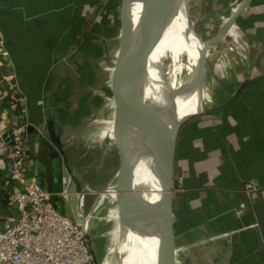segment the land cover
Listing matches in <instances>:
<instances>
[{
  "label": "crops",
  "instance_id": "obj_1",
  "mask_svg": "<svg viewBox=\"0 0 264 264\" xmlns=\"http://www.w3.org/2000/svg\"><path fill=\"white\" fill-rule=\"evenodd\" d=\"M71 1L0 0V133L26 129L30 176L52 195L58 211L90 230L87 192L68 156L69 133L75 128L71 118L85 108L84 99L77 101V96L84 85L92 84L93 70L110 44L118 60L123 0ZM69 10V25L75 27L71 41L57 43L49 58L26 59L24 54L49 51L45 30L32 28L40 12H49L50 22L60 24L67 22ZM99 29L113 36L97 34ZM218 45L210 69L207 59L206 85L211 89L218 83L213 104L229 100L245 80L264 76V0H252ZM1 166L0 158V175H7ZM66 178H71L72 187L64 199ZM174 179L176 264H264V81L249 87L223 114L199 117L183 127ZM248 186L258 191L257 204L248 197ZM0 210L7 218L19 216L9 212L17 209L9 207L4 190Z\"/></svg>",
  "mask_w": 264,
  "mask_h": 264
},
{
  "label": "water",
  "instance_id": "obj_2",
  "mask_svg": "<svg viewBox=\"0 0 264 264\" xmlns=\"http://www.w3.org/2000/svg\"><path fill=\"white\" fill-rule=\"evenodd\" d=\"M183 0H123L121 48L113 78V94L117 104L115 133L122 157L119 172V215L132 231L158 241L152 264H176L172 245L174 168L178 141L183 127L199 117L221 115L230 109L251 86L264 81V76L247 79L226 102L210 107L205 103L207 56L235 26L252 0H243L235 14L223 25L221 32L206 42L199 54L191 88L202 92L201 111L181 118L178 104L181 92L171 90L166 106L147 99L149 76L155 67L154 46L160 40L167 23L177 14ZM153 142V172L155 200H142L136 178V168L144 156L142 136ZM77 192L81 183L74 180ZM141 212V214H140ZM86 242L93 264H101L94 239L84 226Z\"/></svg>",
  "mask_w": 264,
  "mask_h": 264
},
{
  "label": "rangeland",
  "instance_id": "obj_3",
  "mask_svg": "<svg viewBox=\"0 0 264 264\" xmlns=\"http://www.w3.org/2000/svg\"><path fill=\"white\" fill-rule=\"evenodd\" d=\"M241 1L194 0L191 5V15L192 18L197 19V33L200 32L199 35L207 36L209 33L220 31L222 22L219 17L230 13ZM163 56L164 54H162V58ZM215 57L213 54L209 58L208 67L213 66ZM182 61L185 62V57ZM169 64L170 62L165 63L163 75L170 88L173 89L178 82V70L177 64L174 66L176 69H167ZM116 66V52L110 44L108 54L102 57V60L96 65L95 71L93 70L95 77L91 81L92 84L84 85L81 94L77 96V101L79 98L84 99V106L88 113L81 118L72 115V124L74 123L75 128L70 129V141L68 143L71 168L76 176L82 180L87 192L86 215H89V220L92 216L89 231L93 239H96L94 244L97 251L102 250L103 252L100 261H103L105 252H108L113 246L112 232L115 223L111 218L119 210V204L116 203L118 201L117 194L110 190L122 165V157L115 133L117 104L113 94V78ZM184 70L181 71V75L184 72L183 76L187 78ZM209 72L208 82L210 83L213 79V72L211 70ZM217 89L218 85L212 84V93H215ZM211 99L212 95H208V106L219 105V103H211ZM1 216H5L3 210H0Z\"/></svg>",
  "mask_w": 264,
  "mask_h": 264
},
{
  "label": "built area",
  "instance_id": "obj_4",
  "mask_svg": "<svg viewBox=\"0 0 264 264\" xmlns=\"http://www.w3.org/2000/svg\"><path fill=\"white\" fill-rule=\"evenodd\" d=\"M0 158L7 171L0 175V191L9 195V207L17 209L9 212L19 214L16 218L0 217V264H93L84 223L58 211L52 195L30 176L24 127L8 135L0 133ZM71 187V178H66L62 198L68 197ZM257 192L252 186L246 189L254 204Z\"/></svg>",
  "mask_w": 264,
  "mask_h": 264
},
{
  "label": "bare ground",
  "instance_id": "obj_5",
  "mask_svg": "<svg viewBox=\"0 0 264 264\" xmlns=\"http://www.w3.org/2000/svg\"><path fill=\"white\" fill-rule=\"evenodd\" d=\"M241 2L238 3L236 8L230 13L221 16L217 15L220 16L219 18L222 22L220 31L203 36L201 34L199 35L200 32L197 33V19L192 18L191 15V5L194 3V0H183L176 16L167 23V27L160 40H158L154 46L153 56L155 67L149 76L147 89V99L149 101L160 106H166L168 103V93L175 89L181 92L178 101L181 118L201 111L200 100L202 99V92L197 91L193 93L190 90L192 78L198 64L199 54L204 44L221 32L223 25L235 14ZM231 33L237 34V31L233 30ZM218 48L219 45L213 47L209 51L207 59H209ZM162 50H165L163 58L160 55ZM183 57H185L184 63L182 61ZM166 62H170L167 69H176L177 67L178 70V82L173 89L170 88V85L163 75ZM175 64H177V66ZM183 70L187 78H184V72L181 75V71ZM208 95H212V90L206 85L204 100L207 105L209 104ZM141 147L144 150V156L136 168V178L141 198L144 202L149 204L156 198V180L153 172V142L147 138L146 133L142 136ZM120 188L121 179L118 174L115 183L110 187L111 192L115 191V194H117L118 201L116 203L118 204L121 198L119 196ZM111 220L115 223V228L112 232L113 246L108 252H105L103 261H100V256H103V252L102 250L100 252L98 251L100 263L152 264L156 257L158 241L156 239L141 236L129 229L123 224L119 215V210L116 211L115 216L111 218Z\"/></svg>",
  "mask_w": 264,
  "mask_h": 264
},
{
  "label": "trees",
  "instance_id": "obj_6",
  "mask_svg": "<svg viewBox=\"0 0 264 264\" xmlns=\"http://www.w3.org/2000/svg\"><path fill=\"white\" fill-rule=\"evenodd\" d=\"M81 1H84V0H81ZM71 2L74 3L73 0ZM74 5L79 6L77 4H74ZM71 11L69 10L66 12L67 22H64V23L61 22L60 24H52L50 22L51 19L48 17L49 12L48 13L44 12V11L40 12L42 14L39 16V21H37L35 23L34 27H32V28L37 29V31L42 30V29L45 30V34H46V36H48V40H47L48 46L47 47H48L49 51H46L45 54H43V55H35L32 53H28V54H24L23 56L26 59L31 60V61L38 59V58H41V56L43 58H49V56L51 54L50 51L55 48L57 43H59V42L69 43L71 41V38L73 37V35L75 33V27L72 28L68 22L69 16H73V15H71ZM97 34H100V35L105 34V36H107V37L113 36L112 31H109V30L104 31L103 29L97 30ZM88 47H90V42H89V40H86V42L83 45V50L86 49V51H87ZM85 114H87V109L82 108V110L80 111V114H78V118H81ZM5 193H7V192H5Z\"/></svg>",
  "mask_w": 264,
  "mask_h": 264
}]
</instances>
